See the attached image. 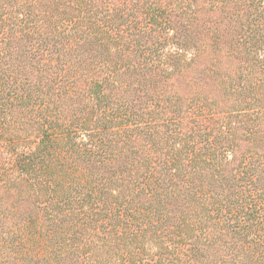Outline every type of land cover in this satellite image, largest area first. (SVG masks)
Wrapping results in <instances>:
<instances>
[{"label": "trees", "instance_id": "16d2710c", "mask_svg": "<svg viewBox=\"0 0 264 264\" xmlns=\"http://www.w3.org/2000/svg\"><path fill=\"white\" fill-rule=\"evenodd\" d=\"M206 2L0 0L3 259L264 264V0Z\"/></svg>", "mask_w": 264, "mask_h": 264}, {"label": "rangeland", "instance_id": "374dc122", "mask_svg": "<svg viewBox=\"0 0 264 264\" xmlns=\"http://www.w3.org/2000/svg\"><path fill=\"white\" fill-rule=\"evenodd\" d=\"M117 1V0H115ZM205 2V3H204ZM204 3V4H203ZM203 5V11L200 13V16L204 19H207V13L206 10L209 7L207 5L206 0H198V5ZM157 30H152L149 27V30L144 35V40L147 43H154L157 40ZM206 53L204 57L194 65V67L191 68L190 71H187L185 73L181 74H175L171 77V79L167 82V93L170 94L171 99L165 100V97H161L160 101L162 102L163 106L170 105L175 102L176 97L174 95H179L182 99L179 101L184 102V104L188 103L192 97L199 95L201 93L202 95L204 93L212 96L215 95L216 97H223L221 96L222 93L219 90L218 82L219 80H214V77L212 74L208 73V67H209V59H206L207 57ZM241 63L238 59L234 58H228L223 57L221 67H225L229 70H238ZM202 91V92H201ZM151 103V101H149ZM155 105V104H153ZM168 107L166 108V111H168ZM192 111V110H190ZM247 147L246 143L242 144V148L245 149ZM1 246H0V252H1ZM4 257L2 254H0V264H16L13 263L10 259L6 260L3 259ZM4 260H6V263H4Z\"/></svg>", "mask_w": 264, "mask_h": 264}]
</instances>
